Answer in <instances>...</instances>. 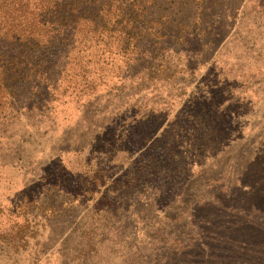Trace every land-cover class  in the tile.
<instances>
[{
  "label": "trees",
  "instance_id": "obj_1",
  "mask_svg": "<svg viewBox=\"0 0 264 264\" xmlns=\"http://www.w3.org/2000/svg\"><path fill=\"white\" fill-rule=\"evenodd\" d=\"M226 2L0 0V125L14 123L22 110L28 115L24 122L45 107L56 112L58 100L63 104L65 98L68 103L74 101V94L81 97L98 92L100 86L106 87L109 77L107 91L121 89L112 102L121 103L122 87L129 79L124 75L140 67L129 84V91L136 89L130 95L131 103H121L113 115L111 111H97L99 116L107 117V127L113 132L110 137L99 135L106 129L98 132V140L106 138L109 146L97 140V145H102L99 156L114 157L109 167L101 166L90 177L86 173L84 178L76 179L65 164L69 163V154H56L47 164L55 163V178L49 180L47 173H41L44 169L40 165L36 173L39 179L24 183L15 208L1 211L2 217L6 215L3 223L7 220L12 224L29 214L31 205L38 206L39 198L30 194L29 199L23 194L32 183H37L44 197L38 208L45 212H54L59 203L63 206L59 196L70 195L65 205L73 207L92 188L96 195L91 203L101 214L114 220L124 218L119 221L124 224L136 222L137 217L152 228L151 238L163 237L164 230L176 226L174 230L179 235L174 233V238L184 245L176 247L175 257L195 252L202 264H221L219 255L242 256L244 242L237 236L245 228L229 224L231 220L221 224L220 220L238 217L239 212L249 214L250 208L236 206L240 200L247 205L255 187L263 186L264 174L253 176L255 171H251L225 180L223 171L217 169L236 129L229 126L230 113L216 103L221 100L219 92H225L226 87L204 84V93L185 102L189 111L182 120L190 121L189 125L178 122L177 116L169 118L164 110L148 108L142 90L171 82L186 71L177 69L173 56L185 54L187 61H197L207 51L210 38L217 37L220 31L214 33L213 27L227 23V16L237 10L235 4L229 6ZM190 43H196L195 51L190 49ZM216 89L219 91H208ZM137 92L145 101H135ZM197 104L199 107L194 108ZM156 117L161 122L158 127ZM118 123L121 129H116ZM121 154L123 160L118 158ZM20 160L21 157L16 161ZM12 164L0 162V170L13 167L21 174L31 172L21 163ZM206 175L209 177L201 185L193 186V179ZM186 192L205 196L188 201ZM226 198L230 199L228 204L224 203ZM232 204L234 208L226 209ZM5 206L0 202V210ZM20 209H25V215ZM135 210L144 212V217L129 214ZM254 210L259 219L264 216L261 208L254 206ZM251 223L254 229L261 225ZM226 231H232L234 236L223 238ZM260 243L264 244V239Z\"/></svg>",
  "mask_w": 264,
  "mask_h": 264
},
{
  "label": "rangeland",
  "instance_id": "obj_2",
  "mask_svg": "<svg viewBox=\"0 0 264 264\" xmlns=\"http://www.w3.org/2000/svg\"><path fill=\"white\" fill-rule=\"evenodd\" d=\"M226 3L229 6L235 4L237 10L227 16V23L213 27L214 33L220 31L217 37L210 38L207 51L197 61H187L185 54L173 56L171 60L177 69L186 71L181 72L175 80L159 84L156 88L151 86L146 91L142 88L148 108L164 110L169 118L177 116L179 122L189 111L185 102L204 93V84L226 87L225 92H219L221 100L216 103H221V108L230 113L229 126L236 129L229 146L221 154L217 168L223 171L225 180L235 175L250 174L251 171H255L253 176L264 174V0H227ZM190 45V49L195 51L196 43ZM139 71L140 67H137L135 72L132 70L134 74L124 75L129 79L124 81L121 103H131L130 95L135 94L136 89L129 91V84ZM110 78L105 80L106 87L100 86L98 92L81 97L74 94L73 102L67 103L64 98L62 104L58 100L56 112L45 107L36 112L31 120L24 122L28 115L22 110L14 123L0 125V162H10L12 166L21 163L31 171L21 174L13 167L0 170V197H5L0 202L6 205L0 213L8 207L15 208V202L22 197L19 191L24 183L39 179L36 173L40 165L44 169L41 173H47L49 180L55 178V163L51 161L49 166L47 164L56 154L64 157L69 154V163L65 164L76 179L84 178L86 173L90 177L93 170L101 166L109 167L114 157L109 155L106 159L103 158L104 154L99 156L101 146L109 144L106 138L98 140V132L106 129L99 135L109 137L113 132L107 127V120L104 119L107 117L99 116L97 111L107 110L113 115L115 108L122 105L112 102V97L119 94L121 89L118 92L107 91ZM208 91L218 92L219 89ZM107 94L110 95L107 97ZM141 99L145 101L139 92L135 95V101L139 100L140 103ZM156 119L158 127L161 122L159 117ZM181 123L186 122L182 120ZM189 124L190 121L186 123ZM116 129H121L120 123ZM97 140L102 145H97ZM74 150L81 152L75 154ZM19 157L20 162L16 161ZM122 157V154L118 155L121 160ZM208 177L193 179V186L201 185ZM261 185L254 186L255 192L250 194L251 200L247 201V205L238 201L236 207L250 208L247 211L249 214L239 212L238 217L231 215L224 220L221 218V224L231 220L229 224H241L245 228L237 236L243 238L242 256L219 255L221 264H264V244L260 243V239H264V216L259 219L254 210V206L264 210V200L260 201L264 183ZM91 190L86 196L78 198L73 207L65 205L70 202V195L59 196L57 199L64 203L63 206L60 207L59 203V208H55L54 212H45L44 208H38L44 197L37 183L29 185L23 194L29 199L39 198L38 206L31 205V213L20 216L12 224L7 220L3 223L6 215L2 217L0 214L3 223L0 227V264H202L200 255L195 252L175 257L176 247L184 245H179L174 238V233L179 235L178 230H174L176 226L164 230L166 241L163 237L151 238V235L154 236L152 228L137 217H134L138 219L136 222L124 224L119 223L124 218L114 220L101 214L91 203L96 195ZM257 194H260L259 198ZM185 196L188 201H196L205 194L186 192ZM229 200L226 198L224 203L228 204ZM234 207L235 204H232L226 209ZM20 211L25 215V209ZM133 213H138L140 217L144 215V212L136 210L129 214ZM249 222L261 225L254 229ZM233 236L232 231L222 234L225 239Z\"/></svg>",
  "mask_w": 264,
  "mask_h": 264
}]
</instances>
